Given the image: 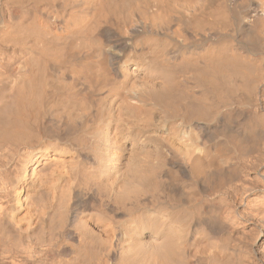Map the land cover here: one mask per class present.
<instances>
[{
    "label": "bare ground",
    "instance_id": "6f19581e",
    "mask_svg": "<svg viewBox=\"0 0 264 264\" xmlns=\"http://www.w3.org/2000/svg\"><path fill=\"white\" fill-rule=\"evenodd\" d=\"M261 84L264 0H0V264H264Z\"/></svg>",
    "mask_w": 264,
    "mask_h": 264
},
{
    "label": "rangeland",
    "instance_id": "374dc122",
    "mask_svg": "<svg viewBox=\"0 0 264 264\" xmlns=\"http://www.w3.org/2000/svg\"><path fill=\"white\" fill-rule=\"evenodd\" d=\"M263 85L264 84H261V86L259 87V91L257 92V99L260 98L264 100V98L260 95V91H264ZM255 104L256 103H252V106L248 107V114H250L251 116H255L259 122L263 123L262 121H264V109H262L260 105L261 109L258 110ZM238 114L240 118H243L244 114H246V111L239 112ZM235 120L238 121V118H236ZM262 148H264V135L257 150L244 156L240 163H243L247 160L254 161V159L259 156ZM261 175H264V155L260 160L257 161V166L255 169H248V167L244 168L241 166L238 169L237 177L230 183L224 185L221 189L222 191H224L225 189H229L233 186L239 185L244 188V191H240L241 197L238 201V204L236 206L225 205V203H227V201L225 200L224 207L223 209H221L218 215L221 220L223 219L222 221L227 223L229 230H231L232 240L234 242L242 237L243 233H241L240 230L247 231V229L250 228L248 226H252L251 223L254 224V221L251 219H255L258 214L261 215L262 213L258 211L259 207L264 206V183H262V179L260 177ZM256 180L260 181L259 186L253 184V182ZM252 245V249H255L257 251H259L261 248H264V237H261V239H257L255 241V244Z\"/></svg>",
    "mask_w": 264,
    "mask_h": 264
}]
</instances>
